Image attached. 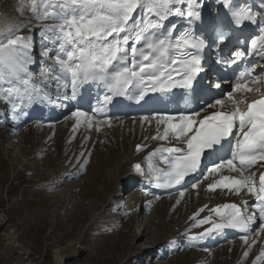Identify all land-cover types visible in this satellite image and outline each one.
I'll return each mask as SVG.
<instances>
[{"label": "snow or ice", "instance_id": "obj_1", "mask_svg": "<svg viewBox=\"0 0 264 264\" xmlns=\"http://www.w3.org/2000/svg\"><path fill=\"white\" fill-rule=\"evenodd\" d=\"M216 2L228 11L231 23L237 28L245 22L255 24L258 16H264L262 12H253L246 4H236L235 0ZM30 3L35 26L44 33L40 55L52 61L51 65L42 62L41 75L56 82L57 92L70 87L72 99H76L82 87L89 83L102 84L106 89L98 101L99 106L93 109L94 115L80 110L71 113L77 124L83 119L91 126L94 116L102 115L116 97L135 98L140 102L149 93L194 88V80L202 70L201 53L206 40L190 27L181 29L176 24L165 25L164 22L176 16L190 25L201 17L197 10L201 0H39V6L37 0H30ZM260 8L264 9V0ZM25 27L32 33V27L22 24L0 30V99L10 104L12 113L20 110L25 100L32 103L41 95L47 98L44 89L32 82L29 66L35 62L34 34H21ZM250 47V53L236 50L232 58L223 63L235 65L245 55H258L264 60V20H261L259 35L250 39ZM262 84L264 75L246 71L227 93L226 100L232 105L230 110H223L225 99H216L205 106L213 109L211 114L202 108L187 114L151 117L158 129L163 126L162 133L158 131L152 139L174 140L177 146L157 147L145 158L147 172L136 164L133 166L136 173L157 188L174 187L200 169L206 150L216 151L227 141L230 156L220 157L218 163L207 168L205 180L209 176H219L208 184L207 190L227 189L235 195L244 191L256 197L251 212L247 201L243 202V207L225 203L211 208L208 217L196 221L198 227L205 224L210 227L198 236L189 237L191 240L234 229L251 248L264 233V171H260L258 182L256 173L250 172L257 165L264 168ZM214 87L220 89L221 84L215 83ZM237 93H258L260 98L248 102L246 98H236ZM201 112H204L202 118ZM140 120L144 123L149 117L141 116ZM99 122L107 123L106 120ZM141 147L138 145L137 151ZM87 162L85 159L79 165L80 172ZM224 170L237 175H220ZM196 216L199 212L192 219ZM257 221L258 230L254 232L257 239L250 240L249 234ZM244 256H248L247 251ZM262 259L264 251L254 264Z\"/></svg>", "mask_w": 264, "mask_h": 264}, {"label": "rangeland", "instance_id": "obj_2", "mask_svg": "<svg viewBox=\"0 0 264 264\" xmlns=\"http://www.w3.org/2000/svg\"><path fill=\"white\" fill-rule=\"evenodd\" d=\"M37 3L39 6V0ZM2 6L3 28L18 24L32 27L37 43L34 58L46 63L40 55L44 33L35 26L30 0L19 6L5 0ZM33 132L36 131L24 129L20 134L10 135L0 127V264H58L60 260L61 264H249L251 261V257L242 254V249L233 252L216 249L213 251L218 253L216 259L186 250L184 235L188 229L181 227L180 220L191 211L192 205L180 206L169 199L162 203L148 197L145 201L152 206L145 211L142 200L134 194L137 188L131 193L124 191L127 186L124 177L133 174L130 162L123 163L110 182L109 169L129 151L124 144L123 148L115 147L119 142L113 140L96 147L93 162H87L80 172L79 165L88 158L85 150L77 154L74 136L64 141L65 134L59 137V133L53 132L37 150L39 139L33 142L30 136ZM25 133L29 141L21 145L17 136ZM57 175H69L72 180L66 187H60L51 182ZM119 185L124 186V192L114 198L113 190ZM150 216L154 218L146 227L144 221ZM154 249L155 262L150 260Z\"/></svg>", "mask_w": 264, "mask_h": 264}, {"label": "bare ground", "instance_id": "obj_3", "mask_svg": "<svg viewBox=\"0 0 264 264\" xmlns=\"http://www.w3.org/2000/svg\"><path fill=\"white\" fill-rule=\"evenodd\" d=\"M257 2H259L260 4L262 3V1L261 0H257ZM25 23V22H24ZM26 31H27V29L26 30H24L22 33L23 34H25L26 33ZM29 70L30 71H34V68L32 67V66H29ZM5 87H7V85L5 86ZM66 94H67V92H66ZM253 97H255L256 96V94H253L252 95ZM13 99H15V98H13ZM47 100V98H44V101H46ZM16 102H18V100H16ZM25 106V105H24ZM59 111L60 110H56L55 111V115L56 116H58V115H60V113H59ZM209 112V111H208ZM136 121V120H135ZM154 122L156 123V121H154V120H150V123H151V125L153 126L154 125ZM87 122L85 121V120H81V122L79 123V124H77L76 123V126H75V128L74 127H72V128H70V127H65V128H57V130H56V135L59 133V137H60V134H65L66 135V137L64 138V141H66L67 140V134H71L72 133V131L74 130L75 131V129H78V128H84V126H85V124H86ZM139 125H146V123H141V120L139 119V120H137V124H135V129L136 130H138V128H139ZM8 127H10L11 125L10 124H8L7 125ZM156 126H157V123H156ZM47 128H43V130H46ZM24 130V129H23ZM22 130V131H23ZM7 131H9V129H7ZM53 131V130H52ZM115 132H117V134H115V133H113V134H110V136L107 138V141L110 143L111 142V139H115V140H118V139H124V140H126L128 143L130 142V138H127V139H125V137H123L124 135H126V130L125 129H123V131H119V130H116ZM129 132H131V131H129ZM34 133V135H30L31 136V139L33 140V142H34V139H39V145H36V146H38V148H37V150L40 148V147H42V146H44V142H42V140L43 139H45L46 137H48L49 136V132H47V133H44V132H42L41 134H43L42 136H41V134H38L37 132H33ZM3 134V133H2ZM20 134V133H19ZM22 134V133H21ZM35 135H37L39 138H36V136ZM111 135H113V136H111ZM15 136V135H14ZM53 136V135H52ZM18 137V136H17ZM16 137V138H17ZM57 138H58V136H56ZM10 138V137H9ZM9 138H6L7 140H10ZM13 138V137H12ZM132 139V138H131ZM18 140H19V142H20V144L22 145V144H25L26 143V141H29V138L27 139V135H26V133L24 134V135H21V136H19V138H18ZM160 141V140H159ZM174 141V140H173ZM173 141H168V142H173ZM161 142H165V141H161ZM35 143V142H34ZM102 144V143H101ZM105 145V144H104ZM35 146V147H36ZM156 146H154L153 148H151V149H154ZM24 148V147H23ZM132 154H133V145L130 147V152H128L127 153V155L124 157V158H122V160L120 161V160H118L117 162H115L113 165H111V166H113L111 169H109V172H108V180L110 181V182H113V180L115 179V177H116V174L118 175V173H119V168H121L122 166H123V163H129V161H131V159L133 158L132 157ZM108 156V155H107ZM138 156V155H137ZM33 157V156H32ZM93 160H94V153H93V155H92V158H90V164L93 162ZM107 160V159H106ZM101 161V160H100ZM104 162V161H103ZM125 165H128V164H125ZM260 171H262V168H260L259 170H258V175H259V173H260ZM123 173V172H122ZM128 174V173H127ZM247 174V173H246ZM18 176V175H17ZM52 176V175H51ZM59 176V177H58ZM94 176V175H93ZM128 176H125L124 177V179H123V182L124 181H127L126 180V178H127ZM56 179L58 180V179H60L59 180V182H57L56 181ZM69 176H65V177H62L61 175H57V177L55 178L54 177V179L51 181L52 183H58L59 184V186L60 187H66L67 186V184H68V181H69ZM121 179V178H120ZM43 180V179H42ZM122 180V179H121ZM208 180V179H207ZM207 180H203V182H206ZM88 181V180H87ZM202 182V183H203ZM126 183V182H125ZM101 184V183H100ZM111 184V183H110ZM120 186V187H119ZM115 190H113V193L112 194H114V198L117 196V195H119L120 193H122V192H124V191H127L126 190V187H125V190H124V186L122 187V185H119ZM69 187H71V183H70V186ZM74 189V188H73ZM193 189L194 190H199L198 191V193H196V192H194L193 191ZM124 190V191H123ZM190 191V190H189ZM68 192V191H67ZM197 194H200L203 198H205V197H207V196H211V195H214V194H210V193H208V192H206L205 190H204V186H196L195 188H192L191 189V191H190V196H194V195H197ZM228 195H230V194H228ZM225 196H226V192H222L221 194H217L216 196H215V198L214 199H212L211 200V204H210V206L209 207H212L213 206V204L214 203H216V202H220V201H222V200H224V198H225ZM113 197H112V195L110 196V201L111 200H113ZM109 199V198H108ZM148 199V198H147ZM151 200V199H150ZM162 202V201H161ZM164 202V201H163ZM162 202V203H163ZM170 204V203H169ZM57 205V204H56ZM174 205V204H173ZM115 206V205H114ZM66 208V207H65ZM180 210H181V208H180ZM68 211V210H67ZM154 212V211H153ZM174 212V211H173ZM189 212V211H188ZM155 213V212H154ZM150 215H152V214H150ZM203 216H206L205 215V213H204V215ZM85 217V216H84ZM151 217L152 216H150V218H147V219H145V221H144V224H145V226L147 227L150 223V221H151ZM152 218H154V216L152 217ZM181 218V217H180ZM157 219V218H156ZM173 219V218H172ZM159 221V220H158ZM161 221V220H160ZM185 221V219L182 221V223ZM154 223H155V221H153ZM176 223V222H175ZM170 224V223H169ZM173 224V223H172ZM119 227V226H118ZM202 227V226H201ZM200 227V228H201ZM129 230V229H128ZM258 230V229H257ZM143 232H144V229H143ZM195 233H197V232H195ZM173 235V234H172ZM133 236V235H132ZM144 236H146L145 234H144ZM143 238V234L141 235V237H140V239L139 240H141ZM173 238V237H172ZM172 243H173V241H172ZM173 246V245H172ZM83 248V247H82ZM114 248V247H113ZM119 248V247H118ZM152 248V247H151ZM152 250V249H151ZM238 251V250H237ZM193 254H194V252H193ZM60 255V254H59ZM153 255H154V250H153ZM100 257V256H99ZM200 258V257H199ZM244 258V257H243ZM242 259V258H241ZM153 261V260H152ZM61 262H62V260H60V262L58 263V264H61Z\"/></svg>", "mask_w": 264, "mask_h": 264}, {"label": "trees", "instance_id": "obj_4", "mask_svg": "<svg viewBox=\"0 0 264 264\" xmlns=\"http://www.w3.org/2000/svg\"><path fill=\"white\" fill-rule=\"evenodd\" d=\"M11 184H12V182H11ZM11 184H10V185H11Z\"/></svg>", "mask_w": 264, "mask_h": 264}]
</instances>
